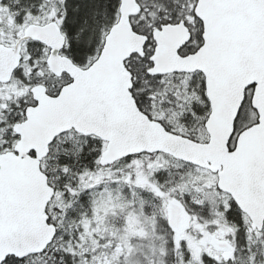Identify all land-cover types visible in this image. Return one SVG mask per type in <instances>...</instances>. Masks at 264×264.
I'll list each match as a JSON object with an SVG mask.
<instances>
[{"label": "snow or ice", "instance_id": "obj_1", "mask_svg": "<svg viewBox=\"0 0 264 264\" xmlns=\"http://www.w3.org/2000/svg\"><path fill=\"white\" fill-rule=\"evenodd\" d=\"M0 264H264V0H0Z\"/></svg>", "mask_w": 264, "mask_h": 264}, {"label": "rangeland", "instance_id": "obj_2", "mask_svg": "<svg viewBox=\"0 0 264 264\" xmlns=\"http://www.w3.org/2000/svg\"><path fill=\"white\" fill-rule=\"evenodd\" d=\"M174 163V162H173ZM138 221L133 217V218H130V222L128 224V228H129V231L132 233V234H138L139 233V229H137L135 227L136 223ZM114 225H111V227H113ZM163 231V222L161 221V232ZM192 246L193 247H196L197 245L193 242L192 243Z\"/></svg>", "mask_w": 264, "mask_h": 264}, {"label": "trees", "instance_id": "obj_3", "mask_svg": "<svg viewBox=\"0 0 264 264\" xmlns=\"http://www.w3.org/2000/svg\"><path fill=\"white\" fill-rule=\"evenodd\" d=\"M111 227V226H110ZM161 235L163 234V231L160 233Z\"/></svg>", "mask_w": 264, "mask_h": 264}]
</instances>
